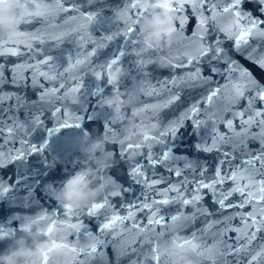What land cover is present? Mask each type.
Instances as JSON below:
<instances>
[{
    "label": "water",
    "instance_id": "95a60500",
    "mask_svg": "<svg viewBox=\"0 0 264 264\" xmlns=\"http://www.w3.org/2000/svg\"><path fill=\"white\" fill-rule=\"evenodd\" d=\"M32 3L40 4L46 15L18 18L15 32L0 23V34L4 36L0 40V51L19 49L21 53L0 54V67L3 69L0 73V97L3 98L0 99V129H3V134H0V157L9 152L15 155V150L22 148V142L40 145L46 141L48 146L41 154L26 156L23 162H6L4 167H0V181L10 187L6 193L0 189V226L13 230L11 238L0 240V257L8 251L21 248V241H26L27 247L35 251L49 239L48 236L39 234L36 227L32 228L31 233L23 228L37 219V213L41 209L47 208L49 213L59 210L61 215H56L57 221H68L69 224L76 222L75 217L70 219L67 215H62L64 209L56 197L65 181L78 171H88L93 189L98 188L91 179L97 170L104 172L105 176L115 182L117 188L113 189L109 184L102 189L95 202H102L100 197L110 191L121 190L119 196L108 195L109 206L101 210V215L94 218L80 216V222L93 235H98V225L107 222L105 217H124L134 204L164 199L157 190H164L170 184L187 179L189 183L182 191L185 196H191L199 181L212 183L217 171L222 176H229L237 170L247 174L244 172L247 167L244 162L254 155H260L264 150V126L259 124L260 120H264V115L255 118L257 122L249 126L242 125L237 114L243 112V119L247 120L255 111L264 113V101L254 98L256 90L247 80L240 78L238 73L229 71L233 66L229 60L250 70L253 78L264 85V71L248 59L250 52L253 56L264 55V39L250 37L249 44L238 51L227 33L213 31L210 27L209 42L216 45L219 41V46L224 49L220 54L223 59L214 57L209 60L205 56L181 66L178 61L184 60L185 53L196 54L197 42L191 37L194 32L201 31L198 19L186 0H175L174 4H185V11L179 15L186 17L187 23L172 38L168 47H164L162 41L157 43L155 37L143 29L145 23L155 19L148 11L143 19L136 21V31L131 34V43L129 42L130 37L125 32L127 23H131L128 17L132 14V8L128 9L127 17L121 18L122 15L117 13L126 4H132V0L131 3L129 0H32ZM61 7L68 10L61 11ZM259 8L260 5L255 0H243L238 10L245 16L251 14L253 18L264 19V11L258 10ZM29 11H35V8H30ZM173 18L174 27L179 29L176 17ZM3 19L4 16H0V20ZM220 20L227 27L228 22L224 18ZM247 24L246 19L241 20L242 26ZM9 37L23 39L25 43L9 42ZM146 40H151L154 47L146 48ZM156 45L160 48H155ZM120 51L125 55L121 64L123 73L118 79L119 90L111 95L112 89L107 87L104 93L108 96L107 108H101L97 105V98L88 95V91L94 92L96 87L89 67L108 61ZM90 52L94 53L90 57L91 65L83 63L74 67L77 59H83ZM161 59L165 62L164 67L160 66ZM45 60L49 64H44ZM212 68L218 71L213 72ZM39 72L56 78L46 79ZM197 72L203 79L179 83ZM172 81L178 83L173 84ZM77 84L80 86L79 92L71 93L68 99L45 95L49 90L56 89V96L63 97L66 90L70 92ZM233 86L243 89L244 96L234 99ZM217 89L221 90L220 95L214 98L213 103L206 102L205 97ZM170 93H176L179 99L167 107H161ZM77 100L79 103H74ZM109 100L116 103L109 106ZM249 101H252L251 104ZM193 105L199 111L186 115ZM141 107L155 110V117L152 111L140 112ZM110 112L129 114L128 123L125 126L116 125L113 133L104 132L106 119H111ZM37 113L40 114L42 126L30 129V122ZM90 113L92 119H89ZM228 120L233 121L232 129L227 127ZM177 121L180 125L174 135H160L173 129ZM16 122L24 126V131L9 138L7 128L13 127ZM77 124L80 127H76ZM124 134L130 138V143L143 145L139 149H132L138 154L131 158L123 157L120 145L115 143ZM145 134L156 137L161 142H145ZM218 136H224L226 142H220ZM98 137L102 140L99 147L96 146ZM214 142L216 147L212 151L203 150L212 147ZM169 150L170 156L175 159H169L164 164L152 165L145 159L149 151L153 157H158L162 151ZM101 161L113 163L114 166H101ZM137 163L142 165L144 176L149 181H160L154 188H148L130 176L133 165ZM188 164L191 167H186ZM256 167L259 168V164ZM176 170H180L182 175L176 176ZM99 175L97 173L96 184H99ZM261 179L264 176L256 175L257 181ZM246 183V180L239 181L241 187ZM235 186L228 179L223 184H216L214 190H202L200 194L203 198L195 207L179 203L161 205L160 215L164 216L165 222L153 226L154 232L147 233L149 239L155 241L151 245L143 237L138 238L137 229L133 227L137 223L141 227L146 225L147 210L136 211L134 219L118 223L102 237L105 244L98 246V251L104 254L103 264H156L155 261L144 259L150 247L159 246L163 250L170 248L173 242L185 240H194L200 246L202 255L197 257L190 252H180L178 255H169L166 264H246L248 256L264 246V232L258 233L257 239L247 246L243 239H237L239 233L232 229L243 226L239 214L246 215L255 211L256 205L221 208L217 203L221 194ZM174 196L176 193H169V197ZM243 199L245 197L239 193H233L225 203L239 205ZM181 214L190 219L175 223L171 221V216ZM233 216L234 218L228 219ZM212 221L221 222L208 229L207 225ZM59 231L63 232L64 229ZM68 231L71 233V243L74 233L70 228ZM225 245L243 250L227 254ZM117 248L123 254L116 252ZM219 252H225L223 259L215 254ZM18 259L20 264H34L36 257L20 256ZM82 260L83 254L74 256L71 253L67 260L53 258L50 264H78ZM0 264H4L2 259ZM91 264L100 262L93 260ZM161 264H165L163 258Z\"/></svg>",
    "mask_w": 264,
    "mask_h": 264
},
{
    "label": "snow or ice",
    "instance_id": "6c2138e0",
    "mask_svg": "<svg viewBox=\"0 0 264 264\" xmlns=\"http://www.w3.org/2000/svg\"><path fill=\"white\" fill-rule=\"evenodd\" d=\"M131 3V0H129ZM188 7L192 9L193 15H195L198 19V27L201 31L194 32L191 39L193 41H196L195 44V55H190L185 53L184 60L178 61V63L183 66V64L186 62L188 64H191L193 61L199 59L200 57L208 56L209 60H211L214 57H219L223 59V56L220 54L224 52V49L219 46V41H217L216 45H213L209 42L208 39V33L211 30L213 31H221L227 33V37L234 41L235 48L239 51L241 50L242 46H247L249 44V38L250 37H258L261 39H264V19L261 18H253L251 14L245 16L242 12H240L238 9L243 2V0H186ZM255 2L260 5V8L258 10L264 11V0H255ZM30 8H35V11H29ZM61 11H67L68 9H65L61 7ZM172 17H176V22L179 24V29L174 27V32L172 38L174 39L178 31H182L184 28V25L187 23V18L183 15H179L185 11V4L179 3V4H172L171 6H166L165 9ZM207 13V15H205ZM44 16L46 13L41 10L40 4H33L32 0H24V2H15L11 3V10L4 16L3 20H0V23L5 24L12 32L16 31V23L18 18L22 19L25 16ZM147 15L146 10L137 7L133 5L132 7V14L128 17L129 20H131V23H127L126 25V32L125 35H128L130 37V43H131V34L136 31V28L134 25H136V21L138 19H143ZM135 17V19H133ZM123 18V16H121ZM220 18H224L228 25L226 28L217 29L216 27V21ZM246 19L248 21L247 26L241 25V20ZM139 35V32H138ZM31 38V37H30ZM39 38V37H35ZM4 36L0 34V40H3ZM214 39V37H213ZM9 42L12 43H25L23 39L17 40L15 38L9 37ZM155 48L159 49L160 46L156 45ZM254 52L255 49H252ZM211 53V55H209ZM0 54L2 55H20L19 49H3L0 51ZM94 55V53H86L83 59H77L75 62V66H79L83 63H88L91 65L90 57ZM125 53L123 51L117 52L116 55H114L112 58H110L108 61H105L104 63L98 64L95 67H89V71L91 75L95 78L96 81V87L95 91L92 90L88 91L89 96H95L97 98V105L101 108H107V97L105 96V90L107 87H111L112 94L119 90V80H116L114 82H110L108 75H107V68L110 62H114L117 65L122 64V58L124 57ZM248 59L252 60V62L260 68L262 71H264V55L260 56H253L252 53H249ZM44 64H49V61L45 60L43 62ZM171 64L172 62L169 61ZM229 63L233 65L229 68L230 72H235L239 74V77L247 80L248 84L256 90V96L254 98H258L260 101H264V85H261L259 82H257L253 76L250 70L245 69L241 67L239 64H237L235 61L229 60ZM213 72L218 71L216 68L211 69ZM3 69L0 67V73H2ZM39 75L45 76L46 79L53 80L56 77L49 76L47 73L39 72ZM197 79H203L200 77L199 73L190 74L187 77V80H180L179 83H187L188 81H195ZM206 82V81H205ZM173 84L178 83L177 81H172ZM60 87H63V85H60ZM80 86L77 84L76 87L71 88V91L68 90L65 91V94L63 97H57L56 96V89L49 90L45 93L46 96L49 97H55L57 99H68L71 96V93L79 92ZM221 93L220 89L212 90L210 95H207L205 97L206 102L209 104L213 103V100L215 97H218ZM109 95V96H111ZM233 96L234 99H239L244 96V91L239 86H233ZM0 99H3L0 97ZM43 100V97H41ZM179 96L176 93H170L168 98L164 101V103L161 105V107H167L168 105L172 104L175 100H178ZM252 101H249V104H251ZM74 103H79V101H74ZM81 111H83V108L81 107ZM140 112H147L152 111L153 117H155L156 113L153 109H147L144 107L139 108ZM199 111L198 107L193 105L190 109V113L186 115H190L191 113H197ZM59 112V109H56V113ZM109 115L111 116V119H106L104 124V132L113 133V129L116 125L125 126L126 123H128L129 114L123 113V114H116L113 112H110ZM241 118V124L242 125H252L256 123L257 117H261L264 115L261 111H255L254 115L251 116L249 119L245 120L243 119L244 113L240 112L237 114ZM93 116L91 113L89 114V119H92ZM42 121L40 119V114L37 113L34 115L33 119L30 122V129L32 128H39L42 126ZM259 124L264 126V120H260ZM180 125V122L177 121L173 129H170L168 131H165L164 133H160L161 136H171L175 134V131L178 130V127ZM76 127H80L79 124L76 125ZM153 128H155V125H152ZM227 127L229 129L233 128V121L228 120L227 121ZM24 126L20 124L19 122H16L13 127L7 128V132L9 133V138H12L17 132H23ZM0 134H3V129H0ZM51 135V133H49ZM86 134V133H84ZM239 135V134H237ZM217 139L220 142H226L224 136H218ZM149 140H154L157 143H160L161 141L157 140L156 137H150L145 136L144 141L147 142ZM130 138L124 134L121 138L116 140L115 143L120 145L122 151L121 155L125 158H131L134 155L138 153H134L132 151L133 148L139 149L143 145L141 144H132L129 142ZM47 142L44 141L40 145H32L31 143L25 144L22 142V148L19 150H15V155L13 153L9 152L4 155V157H0V167H4L6 162H13V161H21L23 162L25 157L31 154H41L44 152V150L47 148ZM2 147V146H0ZM150 148V145L148 146ZM216 147V143L214 142L212 147L204 148V151H212L213 148ZM145 159L149 160V162L152 165H155L157 163L164 164L165 161L169 159H175V157L170 156V150L169 151H162L158 157H153L151 155V152L149 151L148 154L145 155ZM247 166L244 172L247 174L242 173L240 170H237L235 173L230 174L229 176H222L219 171L216 172V179L211 183H205L202 180L199 181L196 185V187L193 188V192L200 194L202 190L204 189H214L216 184H223L225 180H232L236 186L232 188L230 191L224 192L221 194L220 198L218 199L217 203L220 205L221 208H229V207H244L245 205H253L255 204V211L249 212L246 215L245 214H239L241 216L242 220V227L238 229H232L233 231H236L239 233L237 236V239H243L245 241V246L250 245L254 240L257 239V234L264 232V179H261L259 181L256 180V175L264 176V150H262L260 155H254L251 159L244 162ZM259 164V168L256 167V165ZM186 167H191V164L186 165ZM97 173H99V184H96L97 180ZM104 172H100L97 170L95 174L91 176V179L94 182V185L104 189L109 184L112 185L113 189L117 188L115 185V182L112 181L109 177L105 176L103 174ZM203 173H201L202 175ZM176 176H181L182 172L180 170H176L175 172ZM130 176L133 178L134 181L143 183L148 188H154L155 184L159 183L160 181H149L143 173V167L139 163L133 165L132 171L130 173ZM240 180H246L248 183H246L243 187L240 186L239 181ZM189 183L187 179L183 181H178L176 184H170L168 188L164 190H157L159 195L164 197V199L161 200H152L150 203L145 200L143 203L140 204H134L131 206V209L128 212L127 216L121 217L118 215H111L108 217H105L107 220L106 223H103L102 225H98V235H93L87 228H85L84 224L80 222V216L81 215H87L88 217H97L101 215V210L109 206L108 201V195H114L119 196L121 190H113L110 191L106 195H102L100 197V201L102 202H94L82 209L78 210V215L75 217L76 222H71L69 224V228L74 233V238L71 242V248L70 251L74 256H80L83 254V260L78 261V264H91L93 260H97L100 262V264H103L104 262V254L101 251H98V246L102 247L105 244V241L102 239L104 235L109 233L114 229V227L118 223H123L124 220L128 219H134L136 211L144 212L147 210L148 216L146 225L144 227H141L139 223L134 224L133 227L137 229V237H143L145 242L149 243L150 245L155 243V241H152L149 239L147 233L154 232L155 225H162L165 222L164 216L160 215V206L161 205H169V204H176L179 203L181 205L185 204L184 200V191H182V188ZM8 186L4 185L3 181H0V189L4 193L9 191ZM252 189H255L254 191ZM169 193H176V196L169 197ZM233 193H239L242 197H245L241 201L239 205L234 204H226L225 202L228 200L230 196L233 195ZM201 195V194H200ZM201 195V199H202ZM201 214L203 212L201 211ZM56 215L60 216L61 213L59 210H56ZM63 216H66L65 211L62 213ZM235 215V214H234ZM259 217V219H257ZM234 218L228 217V219ZM171 221L178 222L181 220L188 221L190 217H185L182 214L181 215H173L170 217ZM249 220L251 221L249 223ZM221 221H212L207 225L208 229H211L215 227L217 223H220ZM83 230V231H82ZM130 231V229H129ZM115 234V233H114ZM122 235V233H120ZM13 236V230H6L4 227L0 226V240L8 239ZM83 241V243H82ZM199 245H197L194 240L189 241L185 240L183 242H173L170 248L161 249L159 246L157 247H150L148 254L145 256L146 261H155L156 264H161L162 258L165 261H167V257L169 255H178L180 252H190L193 255L199 257L202 255V253L199 251ZM225 250L227 254H232L233 252L239 253L243 249L242 248H231L228 245H225ZM116 252L120 253V249H115ZM213 251V250H209ZM123 254V253H120ZM218 255L221 259H223L225 252H219L215 253ZM131 264V262H130ZM246 264H264V246H261L259 250L251 253L250 256L246 259Z\"/></svg>",
    "mask_w": 264,
    "mask_h": 264
},
{
    "label": "clouds",
    "instance_id": "9594fccd",
    "mask_svg": "<svg viewBox=\"0 0 264 264\" xmlns=\"http://www.w3.org/2000/svg\"><path fill=\"white\" fill-rule=\"evenodd\" d=\"M175 3V0H132V4H126L123 9H118V15L124 17L128 16V9L133 5L148 11L155 19L151 22L145 23L143 29L149 32V35L155 37L157 43L163 42L164 47H168L172 43V36L174 32V18L165 10L166 6H171ZM11 10L10 0H0V16H5ZM216 26L219 29L226 28L224 21L218 19ZM146 48H153L154 44L151 40L145 41ZM160 66L164 67L165 62L163 59L160 61ZM123 73L122 65H117L114 62H110L107 68V75L110 82H114L119 79ZM116 101L109 100V106H112ZM117 110L119 108L117 107ZM147 136L146 134L144 137ZM143 137V138H144ZM102 143L101 138H97L96 146L99 147ZM101 166H107L111 168L113 163L107 161L99 162ZM211 184V183H209ZM51 187V185H50ZM214 190V189H211ZM101 188H92L91 181L88 179V171H78L74 176L69 177L64 187L60 190L56 199L64 209L66 215L73 219L78 215V210L82 209L96 201L101 195ZM184 206H193L199 203L201 195L193 192L191 196L184 197ZM56 210L49 213L47 208L41 209L37 213V219L33 222H29L23 226L24 230L31 233L33 227L37 228V232L49 237L38 246L35 251L27 247L26 241H21V248L15 251H8L0 259L4 261V264H20L18 257H36L34 264H50L53 258L57 260H67L71 256V233L68 231V221H57ZM41 224L43 226H41ZM59 229H64L60 232Z\"/></svg>",
    "mask_w": 264,
    "mask_h": 264
}]
</instances>
